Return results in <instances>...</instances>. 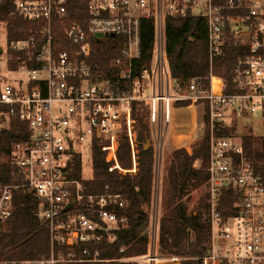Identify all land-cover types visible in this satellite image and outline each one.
<instances>
[{"label":"built area","instance_id":"2783aa9c","mask_svg":"<svg viewBox=\"0 0 264 264\" xmlns=\"http://www.w3.org/2000/svg\"><path fill=\"white\" fill-rule=\"evenodd\" d=\"M71 1L86 3L83 21L70 16ZM12 5L11 16L35 26L27 37L9 41L6 23L0 22V163L12 168L9 182L0 179V231L16 211L17 197L33 196L36 215L48 223L51 250L46 258L0 264L98 261L101 242H113L115 232L126 226L118 208L127 202L121 193L85 194L83 182L73 177L75 162L83 163L97 141L114 163L110 170L136 173L134 102L149 110L157 161L167 129L175 126L176 103L183 101H190L186 107H203L210 133L204 184L209 249L200 263L264 264V182L245 154L242 136L218 135L221 129L242 127L252 115L264 125V0H12ZM188 15L205 19L210 71L175 88L165 18ZM148 18L156 28L151 61L135 73L141 20ZM95 39L121 43L111 62L113 78L90 64ZM228 47L238 54L231 67L234 91L225 93L216 89L213 66ZM13 121L23 124L28 136L8 144L4 131ZM16 132L24 135L22 127ZM122 135L130 146L128 170L117 158ZM230 193L233 205L225 215L221 208ZM157 211L151 215L147 253L121 260L182 264L184 258L159 252Z\"/></svg>","mask_w":264,"mask_h":264},{"label":"trees","instance_id":"16d2710c","mask_svg":"<svg viewBox=\"0 0 264 264\" xmlns=\"http://www.w3.org/2000/svg\"><path fill=\"white\" fill-rule=\"evenodd\" d=\"M67 6L72 19L83 21L86 17V3L71 1ZM12 7V0H0V22L6 23L9 41H16L27 37L29 30L35 25L33 22L11 16ZM155 29L154 19L141 20V55L135 59V73L150 65ZM56 32L62 35L60 27H56ZM165 37L169 72L175 88H185L193 77L208 75L210 63L204 18L192 15L168 16L165 18ZM120 45L119 39L109 41L95 39L94 51L90 58L92 68L95 71L104 70L112 77L111 62ZM237 54L236 48L228 47L215 59L213 72L217 91L225 93L234 91L231 67ZM189 105L190 101L176 103V107ZM203 115L206 127L199 141L193 146L192 153L189 154L185 148H180L174 149L168 156L160 191L162 213L159 216V252L163 256H180L184 258L182 263L187 264H201L199 258L207 254L209 249L210 233L207 219H204L201 213H189L182 199L189 187L202 186L208 178L210 133L205 113ZM133 116L139 141L136 173H123L116 168L110 170L114 163L106 160V152L97 141L91 148L92 177L82 178L83 163L80 160L73 166V177L83 182L85 194H102L109 191L123 195L127 203L125 207L118 208V211L126 218V226L115 232L113 242H101L98 261L71 264H137L121 259L141 256L148 251L154 203L155 146L149 110L141 102H134ZM18 127L24 130L23 136L16 132ZM4 132L8 144L28 136L27 128L17 121H13L12 127ZM234 132L235 127L221 129L218 135H230ZM242 138L245 154L251 160L256 174L264 182V135L249 133ZM149 140L151 146L145 149V143ZM117 158L122 169L132 168L130 146L124 135L120 139ZM197 162H201L200 167H196ZM11 170V166L0 163V179L9 182ZM199 201L200 205L206 207L205 198ZM17 205L16 211L0 231V260L48 257L51 250L49 227L48 223L40 219L34 211L36 199L29 195L19 196ZM232 205L233 197L230 193L221 208L222 213L230 214L228 208ZM121 249H124L123 252Z\"/></svg>","mask_w":264,"mask_h":264},{"label":"rangeland","instance_id":"374dc122","mask_svg":"<svg viewBox=\"0 0 264 264\" xmlns=\"http://www.w3.org/2000/svg\"><path fill=\"white\" fill-rule=\"evenodd\" d=\"M4 40V39H3ZM189 109V110H188ZM194 113L193 123L189 124L186 120V124L184 121H178L179 125L174 129V137L176 139H172V130L167 129L164 144L162 151L160 152L159 157H157L156 165H155V187H154V203L151 214H153L154 209H157V213L161 216L162 209H160V191H161V183L163 179V175L166 171L167 165V158L170 153L174 149H180L189 147L192 152V148L197 141L201 138L203 134V130L205 129V125L203 122V107L201 105L197 106L196 108L189 107L186 110H179V107H175L174 109V120L181 119L184 116H188L190 112ZM184 113V114H181ZM258 116L252 115L249 117L244 118L242 127L239 125L235 127L234 134L237 136L247 135L249 133L253 135H264V125L261 124L257 118ZM181 122V123H180ZM157 130V127H155ZM150 141V140H149ZM147 142V141H146ZM146 144V143H145ZM151 146V141H150ZM149 146V147H150ZM186 149V148H185ZM201 162L196 163V167H200ZM93 175L92 171V161L91 155L88 152L85 155L83 160V171H82V178L83 179H90ZM206 196V188L205 185L198 186L196 188L189 187L188 190L184 193L182 199L183 202L187 205V209L189 213L197 214L201 213L202 217L207 219V208L200 205V199H204ZM173 264H180L179 261L174 262Z\"/></svg>","mask_w":264,"mask_h":264},{"label":"crops","instance_id":"0c3cea01","mask_svg":"<svg viewBox=\"0 0 264 264\" xmlns=\"http://www.w3.org/2000/svg\"><path fill=\"white\" fill-rule=\"evenodd\" d=\"M183 108H189V107H179V110H181V109H183ZM189 110V109H188ZM191 111V110H190ZM181 114H184V113H181ZM193 119H194V113H192V111L190 112V114L187 116H184L183 118H181V119H176L175 120V126H174V129H175V127H177L178 125H179V122L178 121H184L185 123L184 124H186V120L188 121V123L189 124H191V123H193L192 121H193ZM181 123V122H180ZM177 125V126H176ZM174 129L172 130V136H173V138L172 139H174L175 141H176V139H175V137H174Z\"/></svg>","mask_w":264,"mask_h":264},{"label":"water","instance_id":"95a60500","mask_svg":"<svg viewBox=\"0 0 264 264\" xmlns=\"http://www.w3.org/2000/svg\"><path fill=\"white\" fill-rule=\"evenodd\" d=\"M97 36H99V37H101L102 36V34L101 33H98L97 34ZM111 36L113 37L114 36V34H111ZM149 146H150V141H147L146 142V144H145V146H144V148L145 149H148L149 148ZM70 206V205H69ZM181 264V263H180ZM182 264H187L186 262H184V263H182Z\"/></svg>","mask_w":264,"mask_h":264},{"label":"bare ground","instance_id":"6f19581e","mask_svg":"<svg viewBox=\"0 0 264 264\" xmlns=\"http://www.w3.org/2000/svg\"><path fill=\"white\" fill-rule=\"evenodd\" d=\"M182 110L184 111V110H186V108H183V109H181L180 111H182Z\"/></svg>","mask_w":264,"mask_h":264}]
</instances>
